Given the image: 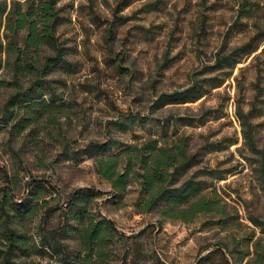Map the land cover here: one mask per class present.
<instances>
[{
	"label": "rangeland",
	"instance_id": "rangeland-1",
	"mask_svg": "<svg viewBox=\"0 0 264 264\" xmlns=\"http://www.w3.org/2000/svg\"><path fill=\"white\" fill-rule=\"evenodd\" d=\"M122 2L60 1L65 18L58 39L67 55L64 65L49 75L56 103L61 105L53 120L41 119L39 125L11 134L2 115L10 89L0 88V188L4 175L16 176L15 197L25 194L33 179L45 186L39 203L47 200V204L37 210L31 232L38 224L45 229L57 226L59 206L75 191H98L93 212L110 220L119 232L109 264H117L125 255L127 264L131 257L137 264H196L206 254V264H221L224 258L229 264H264V110L253 119L258 153L244 144L235 115L237 100L246 110L253 98L250 80L259 78L264 86V53L256 59L250 56L228 76L219 73L222 84L201 98L155 108L159 93L205 78L200 72L212 63V53L231 21L232 2L138 0L126 7ZM127 113L139 116L129 130L106 125ZM15 115L20 117L22 110ZM178 135L186 136L188 147L201 153L200 164L186 176L202 181L204 195H216L222 215L198 214L183 222L163 218L158 209L139 213L134 206L138 196L134 180L124 195L114 198L111 186L96 174L92 159H66L61 153V144L75 150L107 136L130 146L150 137L160 143ZM201 168L214 170L222 179L202 173ZM47 259L33 258L42 264Z\"/></svg>",
	"mask_w": 264,
	"mask_h": 264
},
{
	"label": "trees",
	"instance_id": "trees-1",
	"mask_svg": "<svg viewBox=\"0 0 264 264\" xmlns=\"http://www.w3.org/2000/svg\"><path fill=\"white\" fill-rule=\"evenodd\" d=\"M60 1L0 0V88L10 89L2 115L5 123H10L11 134L19 135L30 126L39 125L41 119L50 122L61 107L56 103L57 94L49 78L66 62V48L58 39V29L65 18ZM122 1L121 6L126 7L138 0ZM206 1L209 0H201L202 4ZM214 3L209 7L213 8ZM224 3H230L234 11L212 53V63L202 67L200 74L205 78H194L182 89L159 93L153 107L193 102L222 84L219 73L228 76L250 56L256 59L264 53V0H224ZM238 37L245 38L235 42ZM249 85L255 91L253 98L246 110L241 100H237L235 115L244 144L251 152L258 153L253 119L263 114L264 86L259 78L250 80ZM20 110L22 115L17 118L15 114ZM137 117L127 113L106 121V125L127 131ZM61 147L66 159H92L96 174L111 186L114 198L124 195L130 180H134L138 185L134 206L139 213L158 209L163 218L183 222L192 221L198 214H223L216 195H204L206 188L202 181L186 176L201 162L200 151L188 147L186 136L178 135L160 143L157 137H150L130 146L107 136L75 150H69L66 144ZM201 171L222 179L212 169L201 168ZM261 172L264 174L263 163ZM14 177L4 175V186L0 188V264H42L34 263L37 256H47L46 264H109L119 232L110 220L93 212L98 191L91 188L75 191L64 206H59L61 218L57 226L45 229L38 224L31 232L37 210L47 204V200L39 203L45 196V186L33 179L27 183L26 193L15 197L18 181ZM252 223L261 225L257 220ZM208 256L200 257L196 264H206ZM136 261L130 258V264H137ZM241 261L242 257L237 260ZM117 264H127V256ZM221 264L229 262L224 258Z\"/></svg>",
	"mask_w": 264,
	"mask_h": 264
}]
</instances>
